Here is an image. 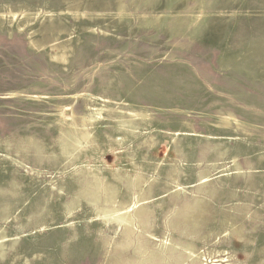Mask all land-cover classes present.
Segmentation results:
<instances>
[{"label":"rangeland","instance_id":"obj_1","mask_svg":"<svg viewBox=\"0 0 264 264\" xmlns=\"http://www.w3.org/2000/svg\"><path fill=\"white\" fill-rule=\"evenodd\" d=\"M165 246L264 264V0H0V264Z\"/></svg>","mask_w":264,"mask_h":264},{"label":"bare ground","instance_id":"obj_2","mask_svg":"<svg viewBox=\"0 0 264 264\" xmlns=\"http://www.w3.org/2000/svg\"><path fill=\"white\" fill-rule=\"evenodd\" d=\"M63 59V58H62ZM103 110V108H97V109H95V111H97V112H101ZM92 118H93V116L92 117H90L89 118V120L90 121H92ZM230 118H232L230 115L229 116H227L225 119H228V120H230ZM86 119V118H85ZM88 119V118H87ZM84 126H86V124H84ZM90 136V132L88 131V130H85V133L83 134V137L84 138H87V137H89ZM112 218L113 219H117V221H119V222H121V223H123L124 224V226H126L127 227V225H129V224H131V222H132V220L133 219H131V214H130V212L128 211V212H126V213H129V214H127L126 216H120L119 214H117V212H115V211H112ZM107 215V214H106ZM105 215V217H104V219H106L107 218V216ZM175 249V248H174ZM173 252H175V250H173V249H171L169 246L168 247H166L165 246V248L164 249H158V250H156V252L155 251H152L151 253H150V257L145 261V263L146 264H162V263H164V261L167 259V258H169V256H168V254H171V253H173ZM144 263V264H145Z\"/></svg>","mask_w":264,"mask_h":264}]
</instances>
